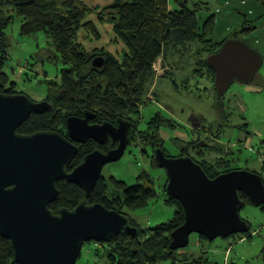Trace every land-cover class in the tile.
I'll use <instances>...</instances> for the list:
<instances>
[{"label": "trees", "instance_id": "trees-1", "mask_svg": "<svg viewBox=\"0 0 264 264\" xmlns=\"http://www.w3.org/2000/svg\"><path fill=\"white\" fill-rule=\"evenodd\" d=\"M173 1L174 5H170V0H105L104 6L91 7L82 0H0V93L24 94L16 90V83L5 72L9 59L6 30L15 18L20 20L21 36L43 34L49 39L47 59L60 64L59 79L47 81L44 99L51 110L44 114H32L16 132L20 135L56 132L66 137V120L89 114L93 124L114 125L119 120L128 122L127 147L141 145L143 150L150 148L151 162L157 168L153 152L160 148L167 157H190L212 179L241 170L230 168L226 164L230 160L220 158V154L215 155V161L208 160L207 152L213 148L211 145L202 147L210 142L214 144L218 131L209 132L212 137H208L201 136L206 130L196 129V137L183 145L184 152L172 156L163 147L165 139L161 136V129H174V125L180 128L181 125L175 120L156 113L147 129L140 131L137 128L140 122V110L137 108L149 100L146 98L147 91L156 78L154 65L159 59L165 61L167 57H177V61H174L177 66L180 60L189 62V52L194 51V70L207 69L209 76L214 77L213 71L206 65L207 57L216 53L225 40L238 39L237 32H234L220 44H212L209 38L215 30L216 11L211 13L209 3L198 0ZM257 1L264 9V0ZM106 25L110 26L113 37L124 46L118 54L100 48L89 50L80 42L82 35L83 38L88 36L89 40H99L102 26ZM251 29L249 26L239 29L238 34L246 35ZM96 59L102 60L101 66L93 64ZM189 73L183 84H190L191 76L195 77L194 71ZM133 109L138 112L133 113ZM175 143L179 147V141ZM113 145L111 142L100 146L92 140L76 145L78 152L70 163V170L80 165L89 153L101 148H105L106 152ZM260 177L264 185V177ZM111 180L108 183L100 177L88 197L77 185L60 181L57 183L58 197L49 205V210L59 214L63 209L74 210L83 203L101 204L127 217L124 209H141L157 197L154 180L146 172L137 177L133 186H127L113 177ZM163 196L166 202L175 204L171 220L153 228L141 229L127 217L129 225L138 230L137 234L131 236L121 232L109 243H99L96 251H103L110 264H161L166 261L171 264H210L204 256L207 254L205 250L200 256L194 257L185 252L181 254L182 249L170 248V235L183 224L184 212L177 201L166 194ZM239 198L243 207L251 204L246 196L239 194ZM258 208L264 211V205ZM0 264H16L11 243L1 236Z\"/></svg>", "mask_w": 264, "mask_h": 264}, {"label": "water", "instance_id": "water-1", "mask_svg": "<svg viewBox=\"0 0 264 264\" xmlns=\"http://www.w3.org/2000/svg\"><path fill=\"white\" fill-rule=\"evenodd\" d=\"M101 63L96 59L93 64ZM206 65L214 73L215 97L222 99L234 82H252L262 59L244 41L227 39L207 57ZM50 110L47 101L0 93V236L11 243L16 264H75L85 243H109L121 232L135 236L138 231L127 217L101 204L83 203L59 214L49 210L60 181L90 195L103 167L123 157L130 128L123 120L90 125L92 117L85 114L66 120V137L56 132H16L32 114ZM88 140L101 146L112 141L117 147L106 153L95 150L70 170L76 145ZM153 159L165 171V194L184 212L183 224L170 235L172 250L184 249L191 234L213 241L247 233L249 226L239 216L243 207L239 194L255 207L264 205V185L255 173L235 170L212 179L190 157H167L160 148L154 150Z\"/></svg>", "mask_w": 264, "mask_h": 264}, {"label": "rangeland", "instance_id": "rangeland-1", "mask_svg": "<svg viewBox=\"0 0 264 264\" xmlns=\"http://www.w3.org/2000/svg\"><path fill=\"white\" fill-rule=\"evenodd\" d=\"M84 1L90 6H97L95 0ZM98 1L100 7L105 5V0ZM103 1L104 4H101ZM203 1H207L211 7L216 6V0ZM246 24L249 22H244L242 17L236 14L227 16L225 10H218L215 16V33L209 39L212 44H220L234 31L252 27L253 29L246 32V35L237 37L242 39L251 36L247 43L244 42L250 44L251 47L248 46L261 56L262 65L252 82L249 84L234 82L223 98L217 99L213 94L212 84L205 82L203 84L200 76H191L189 86L182 83V76L190 75L189 72L195 67L192 60L196 55L194 51L189 52V62L180 60L177 66L174 63L177 57L176 59L167 57L165 61L159 59L154 65L156 78L147 91L146 98L149 100L147 104L144 103L137 108L140 110L137 128L140 131L147 129L156 113L184 126V129L176 125L174 129L171 127L161 129V136L165 139L163 147L172 156L184 152L185 143L180 138H183L184 132H189V128L207 130L208 133H201V136L208 137L212 135L209 132L218 131L215 133L218 135L215 143L210 142L213 150L209 149L207 152L208 160H213L217 158L215 155L220 154L222 156L220 158L230 160L226 163L230 168L255 172L264 177V18L248 26ZM105 27L102 26V29L99 27L101 29L99 40H89L88 36L83 38L82 35L80 42L89 50L100 48L118 54L124 46L113 37L110 26ZM19 31L20 20L15 18L6 30L9 59L5 72L9 74L11 81L16 83L18 92L22 91L34 102L45 101L47 81L59 79L60 64L47 59L49 39L45 35L21 36ZM135 109L133 113L138 112ZM191 118H194L193 124L196 127L191 125ZM177 131L179 133H176ZM175 141H179V147H176ZM141 147L129 145L119 161L103 167L101 177L108 183L112 182L113 177L125 182L127 186H133L142 172L151 176L157 197L141 209L123 210L128 219L135 222L139 228L148 229L171 220L174 217L175 204L166 202L163 196L167 183L165 171L151 162V149L143 150ZM100 150L104 153L106 149ZM239 216L249 225L248 234H234L213 241L203 240L200 236L191 234L188 245L180 253L185 252L187 255L197 257L205 250L207 254L204 256L210 264H264V211L247 204L240 210ZM96 245L99 246V243L94 241L85 243L75 264H110L103 251H96L98 248Z\"/></svg>", "mask_w": 264, "mask_h": 264}, {"label": "crops", "instance_id": "crops-1", "mask_svg": "<svg viewBox=\"0 0 264 264\" xmlns=\"http://www.w3.org/2000/svg\"><path fill=\"white\" fill-rule=\"evenodd\" d=\"M84 1V0H82ZM198 1H202V2H207V1H203V0H198ZM85 2V1H84ZM93 2V1H92ZM86 3V2H85ZM95 3L97 4V6L100 5V2L98 0H95ZM208 3V2H207ZM87 4V3H86ZM101 4H104V1L101 2ZM88 5V4H87ZM170 5H174V1L173 0H170ZM215 5L214 7H211V5L209 6L210 9H211V13H214L215 11L218 12V10H225V13L226 15L228 16L229 14H236L237 16H240L244 19V22H249L250 23H253V22H256V20L260 19V18H264V9L262 7V5L260 4L259 1L257 0H245V1H241V0H216L215 2ZM90 6V5H89ZM91 7H94V6H91ZM100 7V6H99ZM241 11V12H240ZM211 13H202V15H210ZM251 16V18H250ZM234 18L236 19V17L234 16ZM237 20V19H236ZM237 23H238V20H237ZM248 24V25H249ZM216 28V26H215ZM244 29V28H243ZM239 31V30H238ZM238 31H234V32H238ZM215 33V30L214 32ZM226 35H229V34H226ZM238 36L242 34H237ZM237 36V37H238ZM251 36H248V38H243L240 39L242 41H245L247 43V39H249ZM244 39V40H243ZM247 45V44H246ZM250 46V44H248ZM247 45V46H248ZM248 46V47H249ZM251 47V46H250ZM253 48V47H252ZM193 71L195 72V77H201V81L207 84H212V88H213V77H210L209 76V73H208V70L207 69H197V70H194ZM192 72V70H191ZM194 75V74H193ZM187 75H183L182 76V81L185 79ZM194 77V76H193ZM187 86H189V84L187 83L186 84ZM213 90V94L215 95V92H214V88L212 89ZM193 118H191V125L193 126ZM190 123V121L188 122ZM179 124V123H178ZM181 125V124H179ZM199 126V124H198ZM181 129H184L185 127L181 125L180 127ZM194 128V127H193ZM197 128H194V129H191L189 128V132H184L182 134V137L183 138H180L183 143H186L188 142L191 138H195L196 137V134H195V130ZM201 128H198L197 131H199ZM179 131V130H178ZM176 132V133H179V132ZM164 132V131H163ZM205 133H208V131L206 130ZM207 135H210V134H207ZM189 136V137H188ZM211 136V135H210ZM212 137V136H211ZM177 139H179V137L177 136ZM186 140V142H184Z\"/></svg>", "mask_w": 264, "mask_h": 264}, {"label": "flooded vegetation", "instance_id": "flooded-vegetation-1", "mask_svg": "<svg viewBox=\"0 0 264 264\" xmlns=\"http://www.w3.org/2000/svg\"><path fill=\"white\" fill-rule=\"evenodd\" d=\"M193 120V119H192ZM89 124L90 125H101V124H93V123H91V121H89ZM130 129V128H129ZM67 131V130H66ZM128 133H129V131H128ZM128 139H129V137H128ZM204 139H201V141H203ZM208 140V139H207ZM112 141H110L109 143H111ZM108 143V144H109ZM112 143H114V142H112ZM108 144H106V145H108ZM128 144H129V142H128ZM210 144H204L203 145V147L202 148H207L208 146H209ZM101 146V145H100ZM105 146V145H104ZM117 147V143H114V145L113 146H111V148H109L106 152H108L109 150H112V149H115ZM106 152H104V153H106Z\"/></svg>", "mask_w": 264, "mask_h": 264}, {"label": "built area", "instance_id": "built-area-1", "mask_svg": "<svg viewBox=\"0 0 264 264\" xmlns=\"http://www.w3.org/2000/svg\"><path fill=\"white\" fill-rule=\"evenodd\" d=\"M96 247H99V246L96 245Z\"/></svg>", "mask_w": 264, "mask_h": 264}, {"label": "clouds", "instance_id": "clouds-1", "mask_svg": "<svg viewBox=\"0 0 264 264\" xmlns=\"http://www.w3.org/2000/svg\"><path fill=\"white\" fill-rule=\"evenodd\" d=\"M97 243V242H96Z\"/></svg>", "mask_w": 264, "mask_h": 264}]
</instances>
